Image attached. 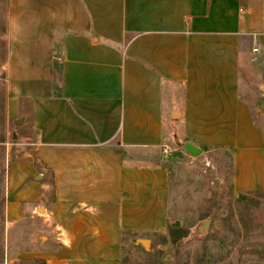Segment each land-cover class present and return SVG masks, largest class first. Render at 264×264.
Wrapping results in <instances>:
<instances>
[{
  "label": "crops",
  "instance_id": "1",
  "mask_svg": "<svg viewBox=\"0 0 264 264\" xmlns=\"http://www.w3.org/2000/svg\"><path fill=\"white\" fill-rule=\"evenodd\" d=\"M7 48L28 133L4 222L33 227L31 257L122 264L126 240L168 231L175 141L264 191V0H9Z\"/></svg>",
  "mask_w": 264,
  "mask_h": 264
},
{
  "label": "rangeland",
  "instance_id": "2",
  "mask_svg": "<svg viewBox=\"0 0 264 264\" xmlns=\"http://www.w3.org/2000/svg\"><path fill=\"white\" fill-rule=\"evenodd\" d=\"M8 1L0 0V264H44L31 257L30 232L26 224L4 222V179L8 162L16 157L24 140L25 118H7V14ZM243 57L242 88L248 93ZM173 154L179 161L170 180L172 224L164 233L150 234L149 244L125 241L122 264H264V191H235L217 161L184 154L176 141ZM210 217V229L194 234L199 221ZM43 239H46L44 237Z\"/></svg>",
  "mask_w": 264,
  "mask_h": 264
},
{
  "label": "water",
  "instance_id": "3",
  "mask_svg": "<svg viewBox=\"0 0 264 264\" xmlns=\"http://www.w3.org/2000/svg\"><path fill=\"white\" fill-rule=\"evenodd\" d=\"M18 122L21 123L22 119H20ZM185 148L186 150L190 151L194 156H198L202 152V149L196 147L194 144L189 142L185 143ZM211 221L212 219L210 217L199 221V223L194 228V234L207 232L210 229ZM179 223L180 222L177 220L173 223V225H179ZM140 241L145 247H147L149 244L148 239H142Z\"/></svg>",
  "mask_w": 264,
  "mask_h": 264
},
{
  "label": "built area",
  "instance_id": "4",
  "mask_svg": "<svg viewBox=\"0 0 264 264\" xmlns=\"http://www.w3.org/2000/svg\"><path fill=\"white\" fill-rule=\"evenodd\" d=\"M257 50H258L257 48H254V51H257ZM164 151L165 153H169L166 147H164Z\"/></svg>",
  "mask_w": 264,
  "mask_h": 264
}]
</instances>
